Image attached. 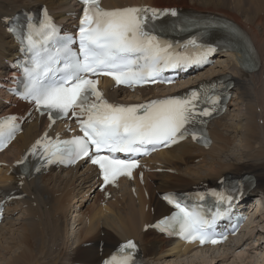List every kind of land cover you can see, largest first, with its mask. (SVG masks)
Wrapping results in <instances>:
<instances>
[{"label": "bare ground", "instance_id": "1", "mask_svg": "<svg viewBox=\"0 0 264 264\" xmlns=\"http://www.w3.org/2000/svg\"><path fill=\"white\" fill-rule=\"evenodd\" d=\"M40 4L47 5L58 17L62 16L58 8L66 10L72 6L69 0H0V75L4 60L9 55L7 51L14 47L5 32L2 19L10 17L17 9ZM102 4L108 8L146 5L211 12L232 18L249 32L260 58L256 71L240 70L238 66L241 65V59L236 54H225L226 66L221 67L217 63L201 76L213 78L228 72L235 79L234 92L237 102L234 98L232 105L236 107L240 103L239 105L244 107L239 123L242 157L235 159L229 151L226 152L230 148L228 134L231 131L228 132L226 123L220 122L225 119V115L222 120L218 118L209 126L212 139L209 148L185 142L170 150L161 151L144 161L131 180L122 179L105 189L97 190L98 192L87 198L91 188L96 187L97 183L95 173L89 167L80 170L77 166L67 170L65 176L53 167H50L45 175H40L43 171L29 179L18 176L19 167L14 166V162L19 161L24 152L33 151L34 146L37 148V141L55 137L56 134H65L66 124L63 122L50 125L44 116L38 115L31 106L17 103L9 108L2 105L0 100L1 112L16 113L23 121L22 132L0 156V200L6 196L11 198V203L5 207L6 218L1 224L10 225L14 212L19 211L23 215L18 219L16 238L10 241L3 237L4 230H10L2 229L0 225V258L3 259V253L9 254L12 248L17 247L4 264H98L101 254L105 256L119 242L131 238L140 242L143 258L147 257V260L158 262L165 261L166 258L179 259L190 255L195 249L191 246H170V241L148 229L155 220L168 213L158 200V195L167 191L186 192L198 186L207 188L224 175L239 177L251 174L256 178V187L251 193V198L254 197L253 201L256 195L264 198V0H102ZM216 67L220 70L214 71ZM101 89L104 99L116 102L127 101L128 97L135 95L146 97L161 92L160 87H153L138 90L135 95H130L126 90L111 88L107 81L102 83ZM0 98H3L1 94ZM222 125L226 133L220 129ZM223 157H226L229 163H221ZM194 160H200V165H189V162ZM181 166L185 167L184 170H181ZM139 172L143 173L141 179L138 177ZM78 181L79 189L88 190L84 193L85 197H81V201L86 199L85 202L79 203L76 200L73 208L77 205L84 207L91 199H94L96 205L84 213L82 220L72 222L75 228L68 234L70 227L67 218L81 214L80 209L72 208V213L65 215L70 205L69 198L76 193L75 183ZM77 196L78 194L74 197ZM98 197H101V200H98ZM103 201L106 203L104 209L101 206ZM252 212L253 209L245 229L260 237L263 232L256 224L253 225L258 219V213L255 215ZM82 222L83 226L80 225ZM79 225L81 228H78ZM76 235V247L68 251L67 244L74 240ZM254 242L256 239H247L244 246L248 247ZM260 246L258 244L259 250L262 249ZM203 251H222L219 256L206 258V261L203 259L201 262L204 264H212L222 255V262L233 256L232 259L238 258L236 260L241 264L245 261L249 264L251 257H255L248 256L250 252H247V249L241 250L240 242L236 243V247L208 248L197 251L194 255ZM191 263L195 264V261ZM251 264L257 263L252 261Z\"/></svg>", "mask_w": 264, "mask_h": 264}, {"label": "snow or ice", "instance_id": "2", "mask_svg": "<svg viewBox=\"0 0 264 264\" xmlns=\"http://www.w3.org/2000/svg\"><path fill=\"white\" fill-rule=\"evenodd\" d=\"M82 3L85 7L78 30V53L73 51L75 41L72 37H63L55 52L48 51L36 38L34 30L39 31L45 43L57 34L58 30L46 12L38 29L30 24L29 31L22 34L21 42L26 44L23 50L31 56V66L25 68L26 83L22 97L35 103L37 110L44 108L62 116L71 111L78 118L83 136L58 142L51 148L45 147L49 162L65 158L75 162L89 157L92 164L99 166L102 179L108 184L121 175L130 176L137 165L133 160L102 153L139 154L146 151L148 145L153 148L160 144L169 146L184 136L188 131L186 125L198 116L211 113L208 108H197L195 91L190 97H173L142 105L110 104L97 89V81L88 77L109 76L117 86L143 85L154 82L165 68L205 62L208 53L215 49L209 47L196 61H192L189 57L174 55L170 51L171 44L159 40L148 30L149 17L154 20L169 13L177 16L174 9L129 7L106 11L100 7L99 0H82ZM225 27L230 32L235 31L230 25ZM81 116L84 118L81 119ZM13 119L9 117L0 121V137L5 135ZM12 130L14 128L7 131L9 137ZM37 145H41V141H37ZM93 149L95 155L89 156ZM35 151L36 146L33 154ZM164 199L178 212L160 223L170 228L178 226V234L188 242H218L208 233L215 216L208 219L182 206L173 197L166 196ZM134 248V243L128 241L121 246V251ZM132 260V254L126 252L119 261L113 257L105 264H132Z\"/></svg>", "mask_w": 264, "mask_h": 264}, {"label": "rangeland", "instance_id": "3", "mask_svg": "<svg viewBox=\"0 0 264 264\" xmlns=\"http://www.w3.org/2000/svg\"><path fill=\"white\" fill-rule=\"evenodd\" d=\"M187 4H188V2H187ZM218 64L221 65V67L226 66V64H227L226 58H221L219 60ZM217 70L219 71L220 68L219 67L218 68L217 67L214 68V71H217ZM235 97H236V95H235ZM235 102H237L236 98H235ZM232 103H234V102H232ZM239 104H238V106H236V107L234 106L232 109H230V111H229L228 115L225 117V119L222 120V118H221L222 121H220L222 124L223 123L224 124L225 123L227 124V130H228V132L231 131L228 134V143H229L228 146L230 148H228L226 152L229 151L228 153L232 154V156H234L235 159L236 158H240V156H241L240 155L241 154V147H242V142H241L242 139H241V135L239 133V123H240V118H241L240 113H241V110L242 111L244 110V107L242 105L240 106ZM238 108H239V110H238ZM221 127H223V125ZM221 127H220V129L222 130V132H225V127H223V128H221ZM207 160L208 159L206 158V161ZM199 161L200 160L190 161L189 162V165H191L192 167H195L193 165L198 164ZM220 162L223 163V164L224 163H229L228 162V159L226 157H223V159ZM198 165H200V164H198ZM181 167H183V169H181V170H184L185 167L184 166H181ZM65 175L66 174H62V176H65ZM79 183H80L79 181L76 182L75 183V186H78ZM81 191H83V189L80 190V196H81ZM75 200L76 199H74L73 197L70 198V207H68V210H67L68 213H70L69 210L71 209V206L74 204V201ZM92 206H94L93 202L87 204L84 208H82V213L83 212H86L87 209L89 207H92ZM251 208L253 209L252 214H255L256 215L258 213V215H257L258 216L257 217L258 219H256L255 222H253L254 223L253 225L255 226V224H256L258 226V228L261 229L260 231L263 232L260 237L258 236V238H262L260 240H262V242L264 243V198L261 197L260 195H257L255 197V200H254L253 205H252ZM22 216L23 215L19 211L14 212L12 214V216H11V218H12L11 224L10 225H6V226H4V223L2 224V229L8 228V230H10V231L4 230V232H5L4 233V236H3L4 238H7L9 241H10V239L16 238V233H18L17 232V227L19 226L18 225V219L20 217H22ZM5 217H6V215H5ZM69 224H71V221L70 220H69ZM81 225H83V224H81ZM80 228H81V226H80ZM74 240H72V241L69 242V244H68V247L69 248L73 247L76 244V242H77V235L74 238ZM1 246H2V244H1ZM16 248L17 247L12 248L9 251V254L7 252L3 253V255H2L3 259L0 258V264H4L5 260H7L10 257V255H13L14 251L16 250ZM231 253H232V251H231ZM219 254H222V251L219 252V253L218 252H214V251H203V252L197 253L196 255L192 254V255H188L186 257H180L179 259H170V260H168V258H166L165 261L159 260L157 262L155 260L154 261L153 260H146L145 262H146V264H192L191 262L195 261V264H204V263L201 262V261H203V259L206 261V258L209 259L211 257L219 256ZM251 255L252 256H255V254H248V256H251ZM222 256L221 257H218V258H221V259H218L217 258L218 261H215L212 264H241L239 262V260H236L238 258L232 259V257H230V256H229V258H227L225 260L226 263L225 262H222V261H220V260H223L222 259ZM196 257H198V258H196ZM252 261L253 262H256L257 264H264V245L262 246V251H259L258 254H256L255 257H251V260L248 261L249 264H251ZM243 264H247V261H245V263H243Z\"/></svg>", "mask_w": 264, "mask_h": 264}]
</instances>
